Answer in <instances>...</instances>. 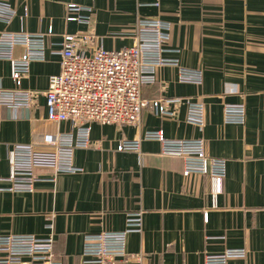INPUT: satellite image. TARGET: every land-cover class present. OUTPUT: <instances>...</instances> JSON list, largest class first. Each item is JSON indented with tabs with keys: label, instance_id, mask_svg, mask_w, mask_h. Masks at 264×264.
I'll return each mask as SVG.
<instances>
[{
	"label": "crops",
	"instance_id": "1",
	"mask_svg": "<svg viewBox=\"0 0 264 264\" xmlns=\"http://www.w3.org/2000/svg\"><path fill=\"white\" fill-rule=\"evenodd\" d=\"M17 12L0 30L48 33L45 60L33 61L21 87L40 91L32 108L0 107V235L45 238L52 219L55 251L64 264H78L85 235L123 231L129 215L143 212V231L126 237L128 254L116 264H206V258L244 250L226 264H264V0H4ZM158 3V5H156ZM91 7L90 24L70 21L69 5ZM81 14H87L81 11ZM89 13V12H88ZM172 24L165 58L178 65L157 67V81L145 85L144 99L204 97L206 125L188 122V106L175 117L149 105L139 125L92 124L96 148L75 151L81 171L58 173L39 167L34 192L8 190V149L15 143L50 147L71 122L47 119L52 75L61 71L64 36L91 31V52L102 45L122 50L135 43L139 19ZM22 45L14 50L19 58ZM201 70L202 83L178 80L180 68ZM9 59H0V85L15 87ZM225 104H245L244 124L227 123ZM162 130L168 139H200L208 155L227 160L223 191L214 195L208 175H185V160L161 153L162 143L146 139ZM141 140L139 151H118L124 140Z\"/></svg>",
	"mask_w": 264,
	"mask_h": 264
},
{
	"label": "built area",
	"instance_id": "2",
	"mask_svg": "<svg viewBox=\"0 0 264 264\" xmlns=\"http://www.w3.org/2000/svg\"><path fill=\"white\" fill-rule=\"evenodd\" d=\"M158 5V3H156ZM78 15L68 17L70 21L90 24L92 8L77 4L69 5ZM86 11L83 15L80 12ZM89 12V13H88ZM17 16L11 5L0 0V24L9 25ZM172 24L153 18L139 19L135 43L122 50H107L102 45L88 52L94 40L91 31L64 36L61 54V71L52 75L46 97L47 119L53 123L71 122L69 132H60L50 147L40 148L34 143H15L8 149L11 174L8 178L14 192H34L39 180V167L51 168L56 174L81 171L74 161L78 149L96 148L91 139L92 124L139 125L143 111L151 105L160 116L175 117L182 104L188 106L189 123L200 127L206 125L204 97H160L148 101L142 96L145 85L157 81V67L178 65V61L164 57L169 51ZM48 33H32L0 30V59H9L12 64V89L0 85V107L13 110L32 108L40 91L21 87L22 79L28 76L33 61L45 60ZM22 45L24 54L14 57L15 47ZM178 80L185 83H202L201 70L181 67ZM224 120L227 123L244 124L245 104H225ZM146 139L162 143L163 155L181 157L185 160V175L199 173L210 177L214 195L223 191L227 173V160L208 155L206 143L200 139H168L162 130L147 131ZM141 140H124L118 151H139ZM45 238L35 235H0V264H64L55 251L53 223ZM143 231V212L129 215L123 231H104L96 235H85L78 264H116L120 257L142 261V255L128 254L126 237L132 232ZM244 250H228L221 255L206 258V264H226L230 257H245Z\"/></svg>",
	"mask_w": 264,
	"mask_h": 264
},
{
	"label": "rangeland",
	"instance_id": "3",
	"mask_svg": "<svg viewBox=\"0 0 264 264\" xmlns=\"http://www.w3.org/2000/svg\"><path fill=\"white\" fill-rule=\"evenodd\" d=\"M48 223H52V219H51ZM48 223H47V224H48Z\"/></svg>",
	"mask_w": 264,
	"mask_h": 264
}]
</instances>
